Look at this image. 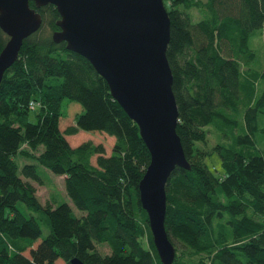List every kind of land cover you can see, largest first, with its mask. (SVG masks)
Listing matches in <instances>:
<instances>
[{
	"label": "trees",
	"instance_id": "obj_1",
	"mask_svg": "<svg viewBox=\"0 0 264 264\" xmlns=\"http://www.w3.org/2000/svg\"><path fill=\"white\" fill-rule=\"evenodd\" d=\"M163 3L176 132L190 164L175 166L165 183L170 264H264V0ZM29 4L41 24L0 80V264H72L73 256L83 264H162L138 196L149 151L136 122L87 58L52 39L55 5ZM7 37L0 28V49ZM64 97L82 108L62 129ZM76 129L114 135L109 153L101 142L72 145L67 132ZM214 152L218 165L208 161ZM37 163L64 174L65 192L83 213L38 198Z\"/></svg>",
	"mask_w": 264,
	"mask_h": 264
},
{
	"label": "water",
	"instance_id": "obj_2",
	"mask_svg": "<svg viewBox=\"0 0 264 264\" xmlns=\"http://www.w3.org/2000/svg\"><path fill=\"white\" fill-rule=\"evenodd\" d=\"M55 5L54 41L87 58L106 80L111 95L136 122L149 161L138 181L152 241L162 264L175 255L164 216L165 183L175 166L189 168L176 132L178 110L166 56L170 19L163 0H33ZM29 0H0V28L8 35L0 49V80L17 57L23 38L41 24ZM72 264H83L76 256Z\"/></svg>",
	"mask_w": 264,
	"mask_h": 264
},
{
	"label": "rangeland",
	"instance_id": "obj_3",
	"mask_svg": "<svg viewBox=\"0 0 264 264\" xmlns=\"http://www.w3.org/2000/svg\"><path fill=\"white\" fill-rule=\"evenodd\" d=\"M254 40H261L259 36L256 37ZM261 41L255 42L258 47L262 49ZM34 103L29 102V106H33ZM35 105V104H34ZM81 105L74 100H70L68 98L62 99V105H61V115L59 119V126L60 128H67L69 126H72L74 124V116L76 112L81 111ZM28 119L29 120H35V109H30L28 112ZM208 133H207V145H212L215 141H217V135L215 131L208 126ZM260 133L263 134L262 131ZM67 138L69 142L72 145H75L79 142H82L84 140H90L92 142H101L104 145L105 153H109L110 147L112 145V142L114 140V135L109 134L107 131L103 130H83V129H76L72 132H67ZM92 160H94V156H92ZM208 161L213 163L214 165L219 164V157L217 153H213L211 157L208 158ZM37 172L40 175V180L36 181L33 180L35 187H36V193L38 198L41 201L48 200L52 204H57L61 201H67L70 206L72 207V210L76 214H81L84 212V210L79 209L76 207L71 200L68 198L65 189H64V174L56 173L51 171L49 168L37 163ZM17 206L26 214L28 215L30 210L24 205L23 202L17 201ZM46 227L42 224V233L38 237L37 241L41 239V237L46 233ZM36 241V242H37ZM95 248L101 252V253H108L110 252V247L107 242L105 241H98L94 240ZM176 252V249H175ZM61 259V258H58ZM252 264V263H251Z\"/></svg>",
	"mask_w": 264,
	"mask_h": 264
},
{
	"label": "built area",
	"instance_id": "obj_4",
	"mask_svg": "<svg viewBox=\"0 0 264 264\" xmlns=\"http://www.w3.org/2000/svg\"><path fill=\"white\" fill-rule=\"evenodd\" d=\"M31 103H33V102H31Z\"/></svg>",
	"mask_w": 264,
	"mask_h": 264
}]
</instances>
